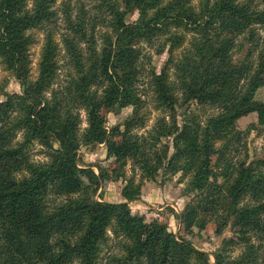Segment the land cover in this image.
Instances as JSON below:
<instances>
[{
    "label": "trees",
    "instance_id": "obj_1",
    "mask_svg": "<svg viewBox=\"0 0 264 264\" xmlns=\"http://www.w3.org/2000/svg\"><path fill=\"white\" fill-rule=\"evenodd\" d=\"M97 2L102 15L90 19L82 1L76 20L67 6L70 33L60 37L57 0H0V63L21 87L0 102V264H101L107 247L120 249L113 264H211L187 238L177 240L159 220L132 213L142 181H155L161 171L187 177L188 192L196 195L177 215L187 232L205 230L211 218L221 236L236 218L234 236L213 254L215 264H264V158H240L256 126H237L256 114L264 127V101L257 99L264 89V41L255 35L256 27L264 28V0ZM106 13L110 30L97 35L96 23L105 22ZM135 14L138 19L129 22ZM35 32L44 39L34 78ZM143 44L158 54L168 48L167 65L160 74L152 68L150 86L155 109L171 114L146 136L136 132L147 123L140 94ZM62 52L72 68L64 86ZM180 97L187 107L182 126ZM192 105L216 114L202 121ZM126 108L132 115L108 130L106 115ZM82 112L88 123L83 132ZM164 139L172 140V155ZM35 144L47 162L33 160ZM98 145L106 146L112 164L80 168V149ZM215 157L219 173L212 170ZM129 163L141 173L140 182L126 178ZM110 181L126 182V202L95 200ZM236 248L243 251L233 257Z\"/></svg>",
    "mask_w": 264,
    "mask_h": 264
},
{
    "label": "rangeland",
    "instance_id": "obj_2",
    "mask_svg": "<svg viewBox=\"0 0 264 264\" xmlns=\"http://www.w3.org/2000/svg\"><path fill=\"white\" fill-rule=\"evenodd\" d=\"M83 2L85 5V10L87 12V18L90 19L93 16L102 15L97 11L96 6L98 5L97 0H57L56 9L59 11L60 21H59V34L60 37L63 35H67L70 33L68 31V23L66 21L65 10L68 6L70 9V14L72 20H76L79 14L80 2ZM202 0H194V4L198 5ZM105 18V22H101V18L98 19L96 23V33H105L108 32L109 22L111 20L110 15L107 13L103 15ZM138 19V14H135L129 17V22H134ZM256 41L261 40L264 41V28L256 27L255 28ZM35 36L38 40V43L31 48V59L33 62V77L35 78L38 74V63L40 60V54L43 45L44 35L41 32H35ZM187 39H189V35H187ZM246 37H240L239 42H246ZM63 46V45H62ZM185 47V46H184ZM184 47H182L177 52V57L180 56ZM250 48L245 47L242 52V56L246 57L250 51ZM142 51L144 55V67L142 70V78H141V86H140V94L142 100L144 101V112L147 118L146 127L136 131L140 136L148 135L151 130L156 126L157 121L165 117L167 121L171 120L170 112H161L155 109L154 103V92L150 86L151 83V74L152 68L156 70L157 73H161L164 67L167 65V61L169 59L168 48L162 54H158L155 48H150L148 45H142ZM151 57L147 60L146 57ZM258 53L257 51L253 52V62L255 66L258 63ZM60 64L62 66L61 76H60V85L64 86L67 82L69 75L72 73V68L70 66V59L65 55V52H62L60 58ZM170 77L174 79V69L170 70ZM6 83V84H5ZM0 84L3 91H0V102L6 99V94L20 93L21 87L18 81L12 77L8 72L4 71L3 66L0 63ZM257 99L264 101V89H261L258 92ZM179 104L176 107L177 120L180 126L183 125L184 122V112L187 107L183 105V99L180 97ZM191 113L198 116L202 121H205L206 118L212 116L215 113L212 109L208 107L196 106L192 105L190 109ZM133 113L132 108L123 109L120 113H108L106 115L107 124L106 127L108 130L115 127L116 125L123 124L127 118H129ZM81 131L83 132L87 127V117L85 112L81 113ZM255 125V129H253L246 140L244 141L243 149L241 150L240 158L245 159L250 162L256 159L264 158V127L258 126V118L256 114H251L247 117L242 118L237 123L239 130L247 131L250 126ZM20 137V136H19ZM163 142L168 143L171 147L170 155L173 153L172 148V140H163ZM44 149L35 144L33 147V160L35 162H47L48 158L44 154ZM78 164L82 169L89 168L91 166H102L109 167L113 159H107V149L105 145H98L92 147H82L78 152ZM231 157H235V160H238L237 153L233 152ZM216 157L213 158L212 161V170L215 173H219L220 168L219 165L216 164ZM95 170L97 174H99L97 168H92ZM126 178L135 176L136 182H140L141 173L139 170L133 171V166L131 163L125 169ZM188 182L189 179L187 177H183L181 173L172 175V174H164L163 171L160 172L159 176L155 179V181H142V190L141 197L138 201H135L130 204L131 211L134 215L143 216L147 222H152L153 220H159L161 223L165 224L169 232L173 233L177 240L180 238H187L190 240L194 246L203 252L209 254L210 263L215 264V259L213 257L214 252H216L222 244L223 239L232 238L237 229V220L233 219L223 232L221 236L216 235L215 230L216 226L213 219L208 218V225L205 230L193 229L192 233L187 232L181 220L177 218V215L182 214L185 210L186 206L189 205L194 199V194H190L188 192ZM219 183H221L219 181ZM126 182L118 181V182H106L102 184L97 195L95 196V200L99 202H108V203H123L126 200L122 196V190ZM66 201V198H57V203H62ZM109 235L112 237V233L109 232ZM113 242L111 246H113ZM243 251L242 248H236L232 254L233 257H237ZM120 249L118 248H105L102 253L101 264H113L111 262V256L120 255Z\"/></svg>",
    "mask_w": 264,
    "mask_h": 264
}]
</instances>
